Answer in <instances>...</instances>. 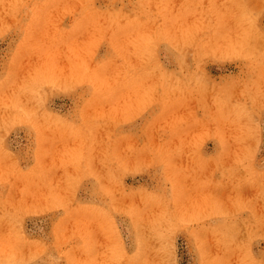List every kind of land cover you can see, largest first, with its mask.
Returning <instances> with one entry per match:
<instances>
[{"label":"rangeland","instance_id":"1","mask_svg":"<svg viewBox=\"0 0 264 264\" xmlns=\"http://www.w3.org/2000/svg\"><path fill=\"white\" fill-rule=\"evenodd\" d=\"M0 264H264V0H0Z\"/></svg>","mask_w":264,"mask_h":264}]
</instances>
